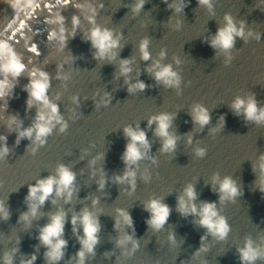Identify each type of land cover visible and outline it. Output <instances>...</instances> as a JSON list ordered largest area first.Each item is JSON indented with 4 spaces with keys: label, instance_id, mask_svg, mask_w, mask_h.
<instances>
[{
    "label": "water",
    "instance_id": "water-1",
    "mask_svg": "<svg viewBox=\"0 0 264 264\" xmlns=\"http://www.w3.org/2000/svg\"><path fill=\"white\" fill-rule=\"evenodd\" d=\"M76 2L32 0L31 7L23 6L25 0L0 3V40H7L14 47L28 69L42 68L53 77L50 96L55 99L59 94L60 111L69 122L65 133L57 134L54 130L47 144L33 156L28 152L30 141L23 139L16 145V133H10L5 120L0 119V135L7 136V145L11 149L6 160L0 161V201L7 200L11 213L7 221L0 220V256L5 250L16 247L19 238L20 252L16 256V264H19L21 255L32 254L36 246L39 247L36 237L39 227L47 223V213L62 207L70 221L73 212L91 207V198L95 197L99 199L97 207L102 209L99 214L100 240L95 256L90 257L87 264H240L237 248L243 245L245 237L251 236L257 243L264 239V194L254 183L259 173H253V165L264 153V126L236 116L230 104L237 95L254 94L258 104L264 105V0H215L212 16L206 8L198 7L197 0H187V7L179 17L163 0H147L139 15L125 7L133 0H91L94 5L102 2L105 6L96 17L97 23L123 33L121 43L124 46L119 58L135 57L131 79L137 78L136 69H139L138 78L150 85L143 92L132 95L128 93L123 77L114 78L119 58L112 63L93 59L90 43L82 39V32L89 27L83 18L81 30L68 40L63 51H57L55 43L48 41L47 29L51 25L46 24V20L59 12L66 17L70 29L71 16L76 12L72 4ZM17 3L21 7H15ZM226 12H230L237 22L244 20L246 31L250 28L261 34L259 41L249 38L245 43L237 38L232 50L234 59L227 67L223 64L224 56L218 55L207 43L217 27L223 24ZM171 16L173 25L177 18L183 21L180 31L167 23ZM144 36L150 38L149 50L154 60L159 58L161 48L167 49L163 63H173L174 56L181 59L179 67L173 63L182 76L181 95H177L175 89L158 85L144 70L146 64L151 63L141 61L137 51L139 40ZM70 55L76 57L74 62ZM65 60L68 63L64 64L63 72L71 78L57 80V65ZM27 83L26 76L19 78L5 114L4 102L0 101V114H18L24 127L31 124L35 115L34 108L26 111L27 93L23 91V85ZM97 92L111 94L112 101L107 108H96L93 97ZM73 95L80 97L79 107L72 102ZM196 102L203 104L211 116L210 123L202 130L193 124L189 115ZM73 109L77 113L75 119L71 118ZM159 112L175 113L171 131L179 139L174 154H161L160 140L147 128L148 117ZM221 116L224 117L223 128L211 134L210 129L216 127ZM137 123L147 133L150 155L158 159V166L148 160L141 162L140 171L149 168L152 181L145 184L138 173L134 192H129L128 185L113 183L111 179L102 191L98 190L99 173L92 177L89 160L97 153H104V159L98 161L96 167H102L109 178L114 173H122L121 156L126 144L122 129L126 124ZM188 133L192 134V144L187 143ZM197 146L207 149L203 159L193 154ZM85 148L88 153L80 159ZM57 163L68 165L76 173L78 191L73 201L65 204L59 200L56 205L48 201L41 209L45 215L33 220L31 226L18 223L20 213L27 211L24 198L28 185L54 172ZM215 172H219L221 178L231 176L240 186L242 195L234 203L218 204L231 227L227 239L218 240L209 235L203 241L207 251L194 255L201 246L200 237L206 232L193 222L192 216L180 215L176 210V198L186 184L192 183L197 192V203L218 202V194L211 184ZM150 197L161 198L171 209L168 222L160 231L152 230L145 223L149 214L144 210V203ZM117 208L126 209L133 219L134 236L140 246L131 256L123 255V250L115 244L120 235L114 228ZM123 230L132 232L127 227ZM169 233L175 234V242L169 240ZM64 238L68 247L59 264H75L71 258L80 245L70 222L65 224ZM44 251L39 247L35 264H45ZM106 252L113 254L105 258Z\"/></svg>",
    "mask_w": 264,
    "mask_h": 264
},
{
    "label": "clouds",
    "instance_id": "clouds-1",
    "mask_svg": "<svg viewBox=\"0 0 264 264\" xmlns=\"http://www.w3.org/2000/svg\"><path fill=\"white\" fill-rule=\"evenodd\" d=\"M147 0H133V3L125 5L134 15H139L144 8ZM173 14L179 17L184 13L187 7V0H163ZM198 7L206 8L209 15L215 14V0H197ZM23 6L31 7L32 0H25ZM15 7L21 5L17 3ZM76 12L71 16L70 29L66 17L61 13H56L51 18L46 20V24L51 25L47 29L49 42H54L57 51H63L67 47L68 40L74 38L78 31L81 30L82 18L87 22L89 27L82 32V39L89 42L92 48V57L100 62L112 63L119 58L120 51L123 48L121 41L124 39L122 32H117L115 29L103 26L97 23L96 17L99 11L104 9V4H92L91 0H77L72 4ZM173 17L168 20V24L176 31H180L183 21L176 19L175 24H172ZM246 22L240 20L237 22L230 12L224 13L223 24L217 27L215 34L211 35L207 43L210 47L224 56L223 64L225 67L231 65L234 57L232 50L235 47L237 38L248 42L249 38H255L257 41L261 39L259 32H254L252 29L246 31ZM150 38L142 37L137 45L140 60L149 62L146 64L145 71L155 80L158 85H162L166 89H175L177 95L182 94V76L173 63L179 67L182 63L179 57H173V63H163L167 56V49L161 48L158 53L159 58L153 59L150 52ZM34 50V48H33ZM71 62H74L76 57L70 55ZM135 57L119 58L116 65L117 71L114 78L123 77L124 84L127 86V91L130 95L137 92H143L150 85L139 79V69H136L137 78L131 79L133 72V64ZM68 60L57 65L55 79L68 81L71 76L63 72L64 64ZM27 72V75L25 73ZM26 76L28 83L23 85V91L27 93L26 111L35 109V115L31 120V124L24 127L23 120L18 114H5L8 108V100L13 98L14 89L19 82V78ZM53 77L44 69L32 67L28 69L23 62L22 56L17 53L14 47L7 40H0V101H3V114H0V119L5 120L7 130L16 133L15 144L19 145L20 141L27 139L30 141L28 152L30 155H36L37 151L44 147L48 142V137L51 136L54 130L57 134L65 133L69 128V122L65 119L60 111L59 94L55 99L50 96ZM190 83V82H189ZM99 96L97 100L96 97ZM86 98V97H85ZM72 102L79 107L80 97L73 95ZM94 104L97 109L101 107L107 108L112 101V96L108 92L102 95L97 92L94 94ZM230 108L236 116H243L246 122L253 123L258 126H264V105H259L255 95L248 96L237 95L233 98ZM72 119L77 118L76 110L73 109ZM192 122L198 125L202 130L211 121L209 110L201 103L196 102L191 106L189 112ZM175 113L159 112L150 115L147 119V128L151 129L153 134L160 140L161 154H174L177 148L179 137L171 131ZM154 126V127H153ZM224 126V117L221 116L215 128L210 129L211 134H215ZM123 135L126 139L125 148L121 156L124 164L122 173L113 174L112 177H107L104 169L97 168V162L104 159V153H97L89 160L88 166L91 169L92 177H97L96 183L98 190L102 191L109 179L113 183L120 185H128L129 192H134L137 186V179L145 184L152 181V172L145 167L140 171L141 162L148 160L153 166H158V159L150 155L151 143L147 133L141 129L139 124H126L123 129ZM187 143L192 144V134L188 133ZM11 149L7 145V136L0 135V161H5L9 156ZM88 149H82L80 159H84ZM193 154L198 159H203L207 155L205 147L197 146L193 149ZM259 173L254 183L256 188L264 194V153H262L257 162L253 165V173ZM2 183V182H0ZM212 190L218 194V202L200 201L197 203V192L192 183L184 186L180 195L177 196L176 210L183 217L192 216L193 222L199 227L205 229L206 235L200 237L201 246L196 250L194 255L207 251L203 245V241L207 236L215 237L218 240H225L229 236L231 227L228 220L221 214L219 205L226 203H234L236 198L242 195L240 186L231 176L221 178L219 172L213 173L211 177ZM78 189L76 186V173L71 167L64 163H57L54 172L46 177L38 178L34 184L28 185V192L24 198L27 206V211L20 213L18 223L23 222L27 226H31L33 220L45 215L41 209L46 202L50 201L52 205H56L59 200H63L65 204H70L73 201ZM7 200L0 201V220L7 221L10 218L9 206ZM99 199L91 198V207L85 206L79 212H73L70 221L68 213L61 207L53 212L47 213V223L40 226L36 239L39 241V247L45 249L43 253L45 264H59L64 259L65 251L68 247V241L64 238L65 224L70 222L72 232L80 245L74 257L75 264H87L90 257H94L96 246L100 240L101 225L99 214L102 209L98 208ZM144 210L148 212V218L145 223L154 231H160L168 222L171 214L170 207L163 202L159 197H150L144 203ZM114 228L120 232L116 238V247L123 250L125 256L133 255L139 249V241L135 238V228L133 227V219L130 213L123 208L115 210ZM127 227L132 229L129 233L123 229ZM175 234L169 233V240L175 242ZM19 238L16 240V247H12L3 252L0 256V264H16V256L20 252ZM128 245H131L129 248ZM36 246V251L27 256L21 255L19 264H35L37 259L36 252L39 251ZM240 264H257L258 261L264 262V239L260 243L253 240L251 236L244 239L241 247L237 248ZM113 253H104L105 258H108Z\"/></svg>",
    "mask_w": 264,
    "mask_h": 264
},
{
    "label": "bare ground",
    "instance_id": "bare-ground-1",
    "mask_svg": "<svg viewBox=\"0 0 264 264\" xmlns=\"http://www.w3.org/2000/svg\"><path fill=\"white\" fill-rule=\"evenodd\" d=\"M1 1H3V0H1ZM1 1H0V3H1Z\"/></svg>",
    "mask_w": 264,
    "mask_h": 264
},
{
    "label": "snow or ice",
    "instance_id": "snow-or-ice-1",
    "mask_svg": "<svg viewBox=\"0 0 264 264\" xmlns=\"http://www.w3.org/2000/svg\"><path fill=\"white\" fill-rule=\"evenodd\" d=\"M33 51H35V49Z\"/></svg>",
    "mask_w": 264,
    "mask_h": 264
}]
</instances>
